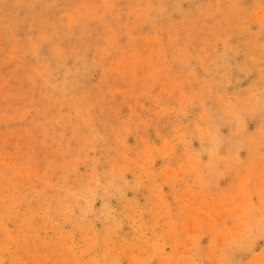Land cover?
Returning <instances> with one entry per match:
<instances>
[{"label":"rangeland","instance_id":"374dc122","mask_svg":"<svg viewBox=\"0 0 264 264\" xmlns=\"http://www.w3.org/2000/svg\"><path fill=\"white\" fill-rule=\"evenodd\" d=\"M64 1L0 0V264H264V0Z\"/></svg>","mask_w":264,"mask_h":264},{"label":"bare ground","instance_id":"6f19581e","mask_svg":"<svg viewBox=\"0 0 264 264\" xmlns=\"http://www.w3.org/2000/svg\"><path fill=\"white\" fill-rule=\"evenodd\" d=\"M63 1H64V0H63ZM105 1H106V0H105ZM133 1H134V0H133ZM34 2H35V1H34ZM64 2H65V1H64ZM66 2H67V1H66ZM37 3H38V2H37ZM57 3H58V2H57ZM107 3H109V2H107ZM222 4H223V3H222ZM38 5H39V3H38ZM92 5H93V4H92ZM94 5H95V4H94ZM91 7H92V6H91ZM94 7H95V6H94ZM100 7H101V6H100ZM110 7H111V6H110ZM146 7H147V6H146ZM92 8H93V7H92ZM105 8H106V7H105ZM99 9H100V8H99ZM111 9H112V8H111ZM52 10H53V9H52ZM91 10H92V9H91ZM109 10H110V9H109ZM151 10H152V9H151ZM95 11H96V10H95ZM146 11H147V10H146ZM149 11H150V10H149ZM89 12H90V11H89ZM96 12H97V11H96ZM112 12H113V11H112ZM253 12L255 13V11H253ZM253 12H252V13H253ZM0 13H1V12H0ZM77 13H78V12H77ZM101 13H102V12H101ZM125 13H126V12H125ZM125 13H124V15H125ZM252 13H251V14H252ZM258 13H260V12H258ZM262 13H263V12H262ZM89 14H90V13H89ZM93 14H94V13H93ZM102 14H103V13H102ZM102 14H101V15H102ZM106 14H107V13H106ZM106 14H105V15H106ZM133 14H134V13H133ZM214 14H216V13H214ZM78 15H79V14H78ZM105 15H104V16H105ZM114 15H115V14H114ZM204 15H205V13H204ZM255 15H256V14H255ZM259 15L262 16L261 14H259ZM259 15H258V16H259ZM104 16H103V17H104ZM110 16H111V15H110ZM118 16H119V15H118ZM118 16H117V17H118ZM205 16H206V15H205ZM211 16H212V15H211ZM100 17H101V16H100ZM100 17H99V18H100ZM113 17H114V16H113ZM115 17H116V16H115ZM69 18H70V16H69ZM93 18H94V17H93ZM127 18H128V17H127ZM255 18H256V16H255ZM3 19H4V18H3ZM70 19H72V18H70ZM86 20H87V19H86ZM96 20H97V19H96ZM249 20H250V22H251V19H249ZM249 20H248V21H249ZM254 20H255V19H254ZM88 21H89V20H88ZM90 21H91V20H90ZM94 21H95V20H94ZM111 21H113V20H111ZM134 21H135V20H134ZM246 21H247V20H246ZM109 22H110V21H109ZM109 22H108V23H109ZM262 22H263V21H262ZM262 22H261V23H262ZM64 23H65V22H64ZM99 23H100V22H99ZM255 23H256V21H255ZM61 24H62V22H61ZM101 24H103V23H100L99 25H101ZM112 24H113V22H112ZM59 25H60V24H59ZM97 25H98V24H97ZM1 26H2V25H1ZM40 26H41V25H40ZM63 26H65V25H63ZM103 26H104V25H103ZM262 26H263V25H262ZM100 27H101V26H100ZM252 27H253V26H252ZM83 28H84V27H83ZM130 28H131V27H130ZM4 29H6V28H4ZM31 29H32V28H31ZM110 29H111V28H110ZM126 29H127V28H126ZM132 29H133V28H132ZM262 29H263V28H262ZM7 30H8V29H7ZM7 30H6V31H7ZM41 30H42V29H41ZM67 30H68V29H67ZM69 30H70V29H69ZM85 30H86V29H85ZM97 30H98V29H97ZM102 30H103V29H102ZM105 30H106V29H105ZM6 31H5V32H6ZM31 31H32V30H31ZM79 31H80V30H79ZM94 31H95V30H94ZM109 31H110V30H109ZM124 31H125V30H124ZM89 32H90V31H89ZM89 32H88V33H89ZM102 32H103V31H102ZM113 32H115V31H113ZM119 32H120V31H119ZM131 32H132V31H131ZM7 33H8V31H7ZM74 33H75V32H74ZM108 33H109V32H108ZM111 33H112V32H111ZM115 33H117V32H115ZM120 33H121V32H120ZM126 33H127V32H126ZM133 33H134V32H133ZM136 33H138V32L136 31ZM249 33H250V32H249ZM66 34H67V33H66ZM68 34H69V33H68ZM80 34H81V33L78 32V35H79V36H80ZM83 34H84V33H83ZM105 34H107V33H105ZM105 34H104V35H105ZM131 34H132V33H131ZM28 35H29V34H28ZM28 35H27V36H28ZM73 35H74V34H73ZM108 35H109V34H108ZM120 35H121V34H120ZM125 35H128V34H125ZM71 36H72V35H71ZM79 36H77V37H79ZM87 36H88V35H87ZM243 36H244V35H243ZM95 37H96V36H95ZM114 37H115V36H114ZM118 37H119V35H118ZM36 38H37V37H36ZM79 38H80V37H79ZM107 38H109V37L107 36ZM120 38H121V37H120ZM120 38H119V39H120ZM200 38H201V37H200ZM259 38H260V37H259ZM40 39H41V38H40ZM49 39H50V38H49ZM49 39H48V42H49ZM71 39H72V38H71ZM80 39H81V38H80ZM84 39H85V38H84ZM86 39H87V38H86ZM105 39H106V38H105ZM105 39H104V41H105ZM114 39H115V38H114ZM117 39H118V38H117ZM134 39H135V37H134ZM195 39H196V38H195ZM197 39H198V38H197ZM232 39H233V38H232ZM44 40H45V39H44ZM65 40H66V39H65ZM74 40H75V39H74ZM88 40H89V38H88ZM92 40H93V39H92ZM96 40H97V39H96ZM108 40H109V39H108ZM108 40H107V41H108ZM143 40H144V39H143ZM191 40H192V39H191ZM35 41H36V40H35ZM37 41H38V40H37ZM46 41H47V39H46ZM113 41H114V40H113ZM116 41H117V40H116ZM116 41H114V42H116ZM125 41H126V40H125ZM133 41H134V40L132 39V42H133ZM157 41H158V40H157ZM157 41H156V42H157ZM29 42H30V41H29ZM29 42H28V44H29ZM81 42H82V40H81ZM84 42H86V41H84ZM102 42H103V41H102ZM102 42H101V43H102ZM105 42H106V41H105ZM132 42H130V43H132ZM143 42H144V41H143ZM223 42H224V41H223ZM40 43H41V42H40ZM43 43H44V41H43ZM69 43H70V42H69ZM90 43H91V42H90ZM103 43H104V42H103ZM111 43H112V42H111ZM107 44H108V43H107ZM112 44L115 45L114 43H112ZM155 44H156V43H155ZM205 44H206V43H205ZM82 45H83V44H82ZM82 45H80V46H82ZM88 45H89V44H88ZM90 45H91V44H90ZM109 45H110V44H109ZM116 45H117V44H116ZM129 45H130V44H129ZM29 46H30V44H29ZM158 46H159V45H158ZM203 46L205 47V45H203ZM54 47H55V46H54ZM108 47H110V46H108ZM108 47H107V48H108ZM83 48H84V46H83ZM85 48H86V47H85ZM90 48H91V47H90ZM116 48H117V49H120L119 47H116ZM121 48L123 49V47H121ZM86 49H87V48H86ZM98 49H99V48H98ZM111 49H112V45H111ZM117 49H116V51H117ZM157 49H158V48H157ZM199 49H200V48H199ZM32 50H33V49H32ZM103 50H104V49H103ZM164 50H165V49H164ZM168 50H169V49H168ZM52 51H53V50H52ZM56 51H60V50H56ZM113 51H114V50H113ZM153 51L155 52L154 48H153ZM79 52H80V51H79ZM84 52H85V50H84ZM89 52H90V50H89ZM158 52H160V51H158ZM53 53L56 54L57 52H53ZM101 53H102V52H100V54H101ZM113 53H114V52H113ZM123 53H124V52H123ZM51 54H52V53H51ZM55 54H53V55L55 56ZM58 54H59V52H58ZM71 55L73 56V54H71ZM71 55H70V57H71ZM79 55H80V54H79ZM84 55H85V54H84ZM88 55H89V54H88ZM88 55H87V56H88ZM111 55H112V54H111ZM126 55H127V54H126ZM164 55H165V54H164ZM61 56H62V55H61ZM103 57H105V56H103ZM107 57H108V56H107ZM120 57H123V56H120ZM127 57H128V56H127ZM155 57H156V56H155ZM161 57H162V56H161ZM164 57H165V56H164ZM56 58H57V57H56ZM59 58H60V57H59ZM75 58H76V57H75ZM77 58H78V57H77ZM128 58H129V57H128ZM180 58H181V57H180ZM184 59H186V58H184ZM70 60H71V59H70ZM73 60H74V58H73ZM78 60H79V58H78ZM100 60H101V59H100ZM123 60H124V58H123ZM128 60H129V59H128ZM48 61H49V60H48ZM75 61H76V60H75ZM94 61H95V60H94ZM168 61H169V60H168ZM62 62H63V61H62ZM64 62H65V61H64ZM64 62H63V63H64ZM118 62H119V61H118ZM125 62H126V61H125ZM183 62H184V61H183ZM63 63H62V64H63ZM74 63H75V62H74ZM83 63H84V62H83ZM112 63H113V61H112ZM75 64H76V63H75ZM128 64H130V61H128ZM66 65H67V64H66ZM83 65H84V64H83ZM83 65H82V66H83ZM67 66H68V65H67ZM72 66H73V65H72ZM77 66H78V65H77ZM85 66H86V64H85ZM115 66H116V65H115ZM210 66H211V64H210ZM79 68H80V67H79ZM84 68H85V67H84ZM112 68H113V67H112ZM132 68H133V67H132ZM48 69H50V68H48ZM65 69H66V68H65ZM86 69H87V68H86ZM86 69H85V70H86ZM260 69H261V68H260ZM82 70H84V69H82ZM97 70H98V69H97ZM109 70H110V68H109ZM102 71H103V70H102ZM106 71H107V70H106ZM129 71H130V69H129ZM59 72H60V71H59ZM67 72H68V71L66 70V74L68 75ZM89 72H90V71H89ZM69 73H70V72H69ZM78 73H79V72H78ZM78 73H76V74H78ZM72 74H73V73H72ZM84 74H85V73H84ZM104 75H105V74H104ZM63 76H65V75H63ZM73 76H74V75H73ZM84 76H85V75H84ZM192 76H193V75H192ZM263 76H264V74H263ZM68 77H69V75H68ZM179 77H181V74L179 75ZM80 78H81V75H80ZM174 78H175V77H174ZM67 79H68V78H67ZM70 79H72V78H70ZM53 80H55V79H53ZM46 81H47V80H46ZM66 81H67V80H66ZM69 81H70V80H69ZM69 81H68V82H69ZM75 81H76V80H75ZM61 82H62V81H61ZM72 82H73V81H72ZM212 82H213V81H212ZM66 83H67V82H66ZM69 83H70V82H69ZM212 84H213V83H212ZM188 86H189V85H188ZM177 91H178V90H177ZM263 91H264V90H263ZM230 97H231V96H230ZM232 97H233V96H232ZM234 97H235V96H234ZM248 97H249V96H248ZM184 100H185V99H184ZM193 100H194V99H193ZM237 101H238V100H237ZM178 102L180 103V101H178ZM192 102H193V101H192ZM205 102H206V100H205ZM229 102H230V101H229ZM187 103H188V102H187ZM225 106H226V104H225ZM228 106H229V105H228ZM230 106H232V104H230ZM230 106H229V107H230ZM180 107H181V106H180ZM160 108H161V107H160ZM197 108H198V107H197ZM88 109H89V108H88ZM224 109H225V108H224ZM163 110H165V109H163ZM161 111H162V109L160 110V113H161ZM163 112H164V111H163ZM168 112H169V111H168ZM178 112H179V111H178ZM212 112H213V111H212ZM166 113H167V112H166ZM184 114L186 115V113H184ZM159 115H160V114H159ZM161 115H162L161 117H163V114H162V113H161ZM167 115H168V114H167ZM176 115H177V114H176ZM191 115H192V114H191ZM158 117H160V116H158ZM185 117H186V116H185ZM82 118H83V117H82ZM68 119H69V118H68ZM156 119H157V117H156ZM57 122H58V121H57ZM237 122H238V121H237ZM195 127H196V126H195ZM76 128H77V127H76ZM197 128H198V127H197ZM197 128H196V129H197ZM207 128H208V127H207ZM49 129H50V128H49ZM192 129H193V128H192ZM190 130H191V129H190ZM199 130H200V129H199ZM176 131H177V130H176ZM197 131H198V130H197ZM222 131H223V130H222ZM207 132H208V131H207ZM180 133H181V132H180ZM194 133H195V132H194ZM201 133H202V132H201ZM203 135H204V134H203ZM183 136H184V135H183ZM189 136H190V135H189ZM198 136H199V135H198ZM205 136H206V134H205ZM57 138H58V137H57ZM116 138H117V137H116ZM199 139H200V138H199ZM203 139H205V138H203ZM184 141H185V140H184ZM223 141H224V140H223ZM182 142H183V141H182ZM139 143H140V142H139ZM140 147H141V145H140ZM148 148H149V147H148ZM124 150H125V149H124ZM211 150H212V148H211ZM125 151H126V150H125ZM208 151H209V150H208ZM220 153H221V152H220ZM187 156H188V155H186V157H187ZM195 158H196V157H195ZM224 158H225V157H224ZM127 159H128V158H127ZM184 159H185V158H184ZM191 159H192V157H191ZM200 159H201V158H200ZM192 160H193V159H192ZM194 160H195V159H194ZM194 162H195V161H194ZM218 162H219V161H218ZM128 163H130V162H128ZM192 163H193V162H192ZM218 164H219V163H218ZM188 165H189V164H188ZM195 166H196V165H195ZM212 167H213V166H212ZM188 169H189V167H188ZM190 169H191V167H190ZM184 170H185V169H184ZM186 170H187V168H186ZM182 171H183V170H182ZM190 171H191V170H190ZM193 171H195V169L192 170V172H193ZM202 171H203V170H202ZM261 171H262V170H261ZM188 172H189V171H188ZM209 172H210V170H209ZM193 174H194V173H193ZM197 175H198V174H197ZM205 176H206V175H205ZM182 177H183V176H182ZM198 177H199V176H198ZM198 177H197V178H198ZM187 178H189V177H187ZM239 178L241 179L240 176H239ZM247 178H248V177H247ZM100 179H101V178H100ZM207 179H208V178H207ZM207 179H205V180H207ZM243 179H244V177H243ZM92 180H93V179H92ZM101 181H102V180H101ZM211 181H212V180H211ZM115 182H116V181H115ZM204 183H205V182H204ZM96 184H97V183H96ZM198 184H199V183H198ZM203 187H204V186H203ZM203 187H202V188H203ZM210 187H211V186H210ZM205 188H208V187H205ZM238 191H239V189H238ZM79 193H81V192H79ZM71 194H72V193H71ZM73 195H76V194H73ZM241 195H242V194H241ZM77 196H78V195H77ZM79 197H80V196H79ZM243 197H244V196H243ZM65 198H66V197H65ZM225 198H226V197H225ZM237 198H238V197H237ZM105 199H106V198H105ZM246 199H247V198H246ZM226 200H227V199H226ZM226 200H225V201H226ZM227 201H229V200H227ZM242 201H243V200H242ZM230 202H231V200H230ZM232 203H234V202H232ZM224 204H225V202H224ZM228 204H229V203H228ZM233 205H234V204H233ZM239 205H241V204H239ZM231 206H232V205H231ZM226 207H228V205H227ZM262 207H263V206H261V210H264V209H262ZM263 208H264V207H263ZM237 215H238V214H237ZM242 215H243V214H242ZM247 216H248V215H247ZM252 216H253V215H252ZM262 217H263V216H262ZM248 218H249V217H248ZM242 219H243V218H242ZM244 219H245V218H244ZM250 219H251V218H250ZM240 221H241V220H240ZM244 221H245V220H244ZM223 222H224V221H223ZM242 222H243V221H242ZM254 222H255V221H254ZM250 223H251V222H250ZM256 223H257V222H256ZM257 226H258V225H257ZM251 227H252V226H251ZM246 228H247V227H246ZM255 228H256V226H255ZM251 229H252V228H251ZM253 229H254V228H253ZM244 230H245V229H244ZM247 230H248V229H247ZM247 230H246V231H247ZM230 232H231V231H230ZM254 232H255V231H254ZM227 233H229V232H227ZM247 233H248V232H247ZM261 233H262V232H261ZM245 234H246V233H245ZM245 234H244V235H245ZM238 235H239V234H238ZM241 235H242V234H241ZM241 235H240V236H241ZM255 235H256V234H255ZM258 236H259V234H258ZM258 236H257V237H258ZM106 237H107V236H106ZM232 237H235V236H232ZM229 238H230V237H229ZM236 238H237V237H236ZM245 238H246V237H245ZM239 239H240V238H238L237 241H239ZM243 239H244V238H243ZM251 239H252V238H251ZM258 239H259V238H258ZM244 240H245V239H244ZM237 241H236V242H237ZM242 241H243V240H242ZM240 242H241V241H240ZM228 243H229V242H228ZM231 243H232V241H231ZM238 243H239V242H238ZM243 243H244V242H243ZM243 243H241V244L243 245ZM248 243H250V242H248ZM234 244H235V243H234ZM234 244H232V245H234ZM250 244H251V243H250ZM252 244H253V243H252ZM223 246H224V245H223ZM234 246H235V245H234ZM234 246H233V247H234ZM226 247H227V246H226ZM246 248H247V247H246ZM233 249H234V248H233ZM240 249H241V248H240ZM247 249H248V248H247ZM105 252H107V251H105ZM104 254H105V253H104ZM105 255H106V254H105ZM112 257H113V256H112ZM110 258H111V257H110ZM113 258H114V257H113ZM115 259H116V258H115ZM262 259H263V256H262ZM260 260H261V259H260ZM262 261H263V260H262ZM257 264H259V262H258ZM260 264H261V263H260Z\"/></svg>","mask_w":264,"mask_h":264}]
</instances>
